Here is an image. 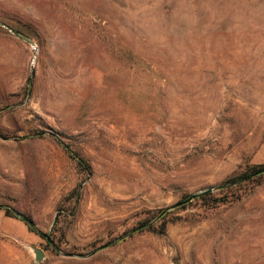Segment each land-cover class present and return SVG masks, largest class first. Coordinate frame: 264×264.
Instances as JSON below:
<instances>
[{"label": "rangeland", "instance_id": "374dc122", "mask_svg": "<svg viewBox=\"0 0 264 264\" xmlns=\"http://www.w3.org/2000/svg\"><path fill=\"white\" fill-rule=\"evenodd\" d=\"M257 165L264 0H0V264H264Z\"/></svg>", "mask_w": 264, "mask_h": 264}, {"label": "trees", "instance_id": "16d2710c", "mask_svg": "<svg viewBox=\"0 0 264 264\" xmlns=\"http://www.w3.org/2000/svg\"><path fill=\"white\" fill-rule=\"evenodd\" d=\"M60 143L64 146V148L67 151H69L71 154L73 153L70 151L69 146L67 144H64L61 140H60ZM73 155L77 158L79 164L83 167L85 166V168H86V165H87L86 160H84L82 157L78 156L77 154H73ZM87 167L90 168L89 165H87ZM263 174H264V165L253 166V167L245 169V170L238 172L237 174L227 178L223 182V184L219 185L218 187L221 189H224L227 187H229V188H232V187L245 188V187L249 186V184L252 185V187H254L256 185L255 183H258L262 179ZM242 184H244V185L241 186ZM210 194H211V192L208 189L204 193L198 194L197 196L206 197ZM23 219L25 220V222L30 227L33 226V222L29 218L23 217Z\"/></svg>", "mask_w": 264, "mask_h": 264}, {"label": "water", "instance_id": "95a60500", "mask_svg": "<svg viewBox=\"0 0 264 264\" xmlns=\"http://www.w3.org/2000/svg\"><path fill=\"white\" fill-rule=\"evenodd\" d=\"M196 196H197V194L196 193H193V194H191L189 196V198L175 203L172 207H176V206L182 205V204L186 203L187 201L195 198ZM26 247L28 249V252L33 257L34 262L36 264H43L44 263V261L47 258V255H46L44 249H42L39 246L33 245V244H27Z\"/></svg>", "mask_w": 264, "mask_h": 264}]
</instances>
